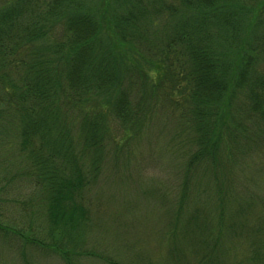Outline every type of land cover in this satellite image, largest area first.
I'll return each instance as SVG.
<instances>
[{
	"label": "trees",
	"instance_id": "obj_1",
	"mask_svg": "<svg viewBox=\"0 0 264 264\" xmlns=\"http://www.w3.org/2000/svg\"><path fill=\"white\" fill-rule=\"evenodd\" d=\"M159 140L158 244L119 217L113 248L264 264V0H0V216L26 220L0 219L2 238L130 264L92 243L102 183Z\"/></svg>",
	"mask_w": 264,
	"mask_h": 264
},
{
	"label": "rangeland",
	"instance_id": "obj_2",
	"mask_svg": "<svg viewBox=\"0 0 264 264\" xmlns=\"http://www.w3.org/2000/svg\"><path fill=\"white\" fill-rule=\"evenodd\" d=\"M164 141L155 142L151 148L145 149V145L138 149L141 153L129 167L122 168L120 171H108L106 181L102 183V192L104 201L109 204V212L104 211L98 225V233L92 235V243L96 240H107L109 244L102 243L98 248L99 252L111 254L114 259L120 262L128 259L130 264H134L132 258L126 253L116 251L113 247L118 246V242L113 239L114 231L118 228L116 218H121L128 224L133 222V228L138 232L140 238L139 247L147 251L154 250L159 240V231L162 218L157 217L159 209L156 206L155 199L150 198L149 191H156L161 187L166 179H169L171 171L168 168V155H160ZM140 160H139V159ZM154 195V192H153ZM114 198L113 206H110V199ZM1 203V202H0ZM8 206H18L12 203H2L1 207L7 211V217L13 218L18 223L25 222V217H21L17 209H7ZM20 207V206H19ZM125 210V214L121 213ZM112 213L115 217L110 216ZM119 214L116 217V214ZM121 215V216H120ZM6 216H0L3 221ZM6 217V219H4ZM115 218V219H112ZM102 233L104 235H102ZM103 237L99 239L97 237ZM18 237V236H17ZM15 236L0 235V264H65L63 259L55 252L32 247L25 244L20 238ZM135 258V257H134ZM135 261V260H134ZM80 264H104L98 259L84 258Z\"/></svg>",
	"mask_w": 264,
	"mask_h": 264
}]
</instances>
